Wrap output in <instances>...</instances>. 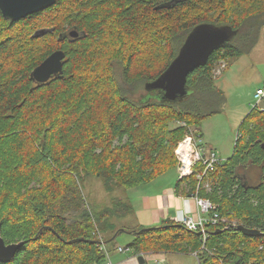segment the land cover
Wrapping results in <instances>:
<instances>
[{"label":"trees","instance_id":"trees-1","mask_svg":"<svg viewBox=\"0 0 264 264\" xmlns=\"http://www.w3.org/2000/svg\"><path fill=\"white\" fill-rule=\"evenodd\" d=\"M203 24L234 34L188 74V93L168 101L145 89ZM263 27L264 0H56L18 20L0 12V234L20 243L0 264H106V243L123 233L143 264L157 253H195L196 264H264V102L240 123L230 156L200 182L196 164L174 186L208 198L219 219L235 225L207 223L206 238L173 220L116 227L112 216L131 212L127 198L92 208L81 188L99 177L109 192L128 190L175 169L177 143L191 131L201 139L202 122L225 108L216 63L246 53ZM42 28L51 30L32 36ZM57 49L65 53L61 76L34 82L31 71Z\"/></svg>","mask_w":264,"mask_h":264},{"label":"rangeland","instance_id":"rangeland-1","mask_svg":"<svg viewBox=\"0 0 264 264\" xmlns=\"http://www.w3.org/2000/svg\"><path fill=\"white\" fill-rule=\"evenodd\" d=\"M224 64L225 66L223 67ZM213 74L215 84L225 95L226 105L222 112L208 116L202 122L201 131L203 135L201 140L202 143L206 142L208 146H211L220 159L224 160L232 153L240 123L248 114L250 108L256 103V99L254 98L256 89L264 87V27L261 28L258 40L252 48L232 61H229L227 66L224 60L217 62L213 68ZM142 93H144L143 87L138 88L136 91L137 98ZM175 124L178 123L174 122L172 125ZM177 145L174 149V154L178 161V168L181 159L176 151ZM177 172L179 174L178 170ZM248 174L251 179H256L257 177L254 170H249ZM81 188L87 203L92 208L109 206L112 199L117 197H122L123 200H126L127 197L125 194L129 193L127 189L120 187L115 188L111 192L107 191L102 179L99 177L85 178L81 182ZM124 216L126 217L123 218ZM124 216H112V222L116 227L132 224L133 220H135L132 212L126 213ZM120 235H123V238L118 241L122 244L131 241L133 238L128 233ZM261 248H264V246ZM162 254H150V256L161 259L159 255ZM191 254L195 256L194 253ZM147 261L149 264H157L155 261L153 262V259H148Z\"/></svg>","mask_w":264,"mask_h":264},{"label":"water","instance_id":"water-1","mask_svg":"<svg viewBox=\"0 0 264 264\" xmlns=\"http://www.w3.org/2000/svg\"><path fill=\"white\" fill-rule=\"evenodd\" d=\"M56 0H0V12L5 19L18 20L31 13L43 10L53 5ZM42 28L34 32L33 37H39L50 31ZM234 34L228 26H212L209 24L194 27L186 36L177 55L167 68L154 80L145 83V89L158 90L162 99L177 101L188 93L186 79L190 72L205 64L210 54L229 42ZM70 37H76V30L69 31ZM65 53L61 49L54 50L43 59L30 73V78L36 83H45L54 76H61ZM1 229V222H0ZM238 230L248 235H260V231L249 229L242 225ZM20 243L6 244L0 234V261L7 262L14 255ZM142 263L143 258L138 257Z\"/></svg>","mask_w":264,"mask_h":264},{"label":"crops","instance_id":"crops-1","mask_svg":"<svg viewBox=\"0 0 264 264\" xmlns=\"http://www.w3.org/2000/svg\"><path fill=\"white\" fill-rule=\"evenodd\" d=\"M201 148L203 152L214 151L206 142L202 143V140ZM170 171L171 173H169ZM170 171L146 185L128 189L129 193H126L125 196L131 204V212L135 218L129 227L154 226L164 220L179 221L186 214L196 213L193 196L178 194L175 191L174 186L179 180L177 168ZM122 238L123 235H118L113 241L106 243L109 261L112 264H143L132 251L130 253L117 250L118 246L124 247L130 243V241L125 244L120 243L118 240ZM159 256L164 261L163 264H196V258L191 253H164ZM146 259H153L154 262V258L151 256Z\"/></svg>","mask_w":264,"mask_h":264},{"label":"built area","instance_id":"built-area-1","mask_svg":"<svg viewBox=\"0 0 264 264\" xmlns=\"http://www.w3.org/2000/svg\"><path fill=\"white\" fill-rule=\"evenodd\" d=\"M225 64L223 65V67ZM254 98L256 103L254 105L262 106L264 102V87H259L254 93ZM201 139L194 137L192 131L186 133L185 136L179 141L176 151L178 152L181 163L179 162L177 170L179 171V177H184L193 172L196 164L200 163L202 168L198 171L196 177L199 182L207 176V174L215 169L217 164H220L222 160L217 153L213 150L203 152L201 146ZM205 188L209 189V183L205 182ZM196 203V213L186 214L179 222L182 223L187 229L200 231L203 238L207 237L206 224H216L217 222L225 223V227L228 225H235L236 222L227 221L225 219H219L218 213L216 210V205L209 199L200 197L197 192L192 195ZM118 251L126 252L130 251L128 247H118ZM106 256H108L107 250H104ZM195 255V253H194ZM196 257V256H195ZM197 259V257H196ZM154 261L157 264H163V260L154 258ZM106 264H112L110 261H107ZM197 264L199 262L197 261Z\"/></svg>","mask_w":264,"mask_h":264}]
</instances>
